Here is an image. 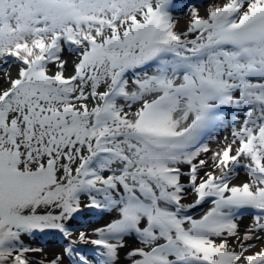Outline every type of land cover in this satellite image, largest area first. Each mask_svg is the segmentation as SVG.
Listing matches in <instances>:
<instances>
[{
  "label": "snow or ice",
  "instance_id": "1",
  "mask_svg": "<svg viewBox=\"0 0 264 264\" xmlns=\"http://www.w3.org/2000/svg\"><path fill=\"white\" fill-rule=\"evenodd\" d=\"M0 264H264V0H0Z\"/></svg>",
  "mask_w": 264,
  "mask_h": 264
},
{
  "label": "rangeland",
  "instance_id": "2",
  "mask_svg": "<svg viewBox=\"0 0 264 264\" xmlns=\"http://www.w3.org/2000/svg\"><path fill=\"white\" fill-rule=\"evenodd\" d=\"M182 3L188 4L194 2V0H181ZM187 8L183 10H177L174 15L177 19L187 15ZM241 178H243V173H241ZM99 216L96 215L95 210L83 209L80 216L77 218V221L74 223L79 227L80 225H88L89 227L93 226L89 224V221L99 220ZM249 218L245 217L243 219V224H247ZM243 226V225H242ZM27 242L33 247H42L46 252L54 253L57 252L63 246V240L59 233L54 230L47 231L43 234H36L34 237L28 238ZM49 249H53L52 251Z\"/></svg>",
  "mask_w": 264,
  "mask_h": 264
},
{
  "label": "bare ground",
  "instance_id": "3",
  "mask_svg": "<svg viewBox=\"0 0 264 264\" xmlns=\"http://www.w3.org/2000/svg\"><path fill=\"white\" fill-rule=\"evenodd\" d=\"M186 17H187V15H186ZM186 17L183 16V17H181L180 19H178V21H179L178 28H179L180 30H183V29L185 28ZM50 250L52 251L53 249H49V251H50Z\"/></svg>",
  "mask_w": 264,
  "mask_h": 264
}]
</instances>
